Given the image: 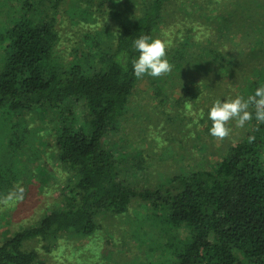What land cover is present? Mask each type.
Here are the masks:
<instances>
[{"label": "trees", "instance_id": "obj_1", "mask_svg": "<svg viewBox=\"0 0 264 264\" xmlns=\"http://www.w3.org/2000/svg\"><path fill=\"white\" fill-rule=\"evenodd\" d=\"M60 1L22 0L0 27V105L53 109L55 157L69 172L61 204L0 241V264H33L38 252L27 241L49 251L60 233L86 236L95 216L122 213L133 200L149 209L136 223L153 219L161 232V262L151 254L145 264H264V123L252 110L244 128L229 123L230 135L214 143L208 119L217 100L246 99L264 85V0H96L115 38L67 64L53 54ZM142 35L165 42L173 65L143 76L156 104L170 105L157 134L178 145L176 169L153 185L139 179L142 150L114 135L140 79L132 60Z\"/></svg>", "mask_w": 264, "mask_h": 264}, {"label": "rangeland", "instance_id": "obj_2", "mask_svg": "<svg viewBox=\"0 0 264 264\" xmlns=\"http://www.w3.org/2000/svg\"><path fill=\"white\" fill-rule=\"evenodd\" d=\"M21 2L0 0V27L7 24L8 12L18 10ZM56 10L59 39L53 54L64 63H83L88 50L96 55L113 42L115 23L96 0H61ZM1 56L0 53V65ZM171 91L173 96L179 92L177 88ZM150 92L148 81L140 78L129 97L130 106L122 116L120 130L114 134L116 139L125 137L142 150L145 172L139 179L143 185L163 181L177 167L178 145L157 134L165 120L163 107L170 105L168 102L157 105ZM75 112L82 116L79 104ZM229 123L233 128L236 125L235 121ZM55 125V111L51 108L13 111L0 105V199L16 185L26 189L23 200L13 201L7 208L0 204L4 208L0 211V241L13 230L34 223L51 206L61 204L60 191L69 172L55 157ZM169 132L168 129L165 134ZM216 140L213 138L214 143ZM148 211L143 202L133 200L122 213L104 212L95 216L97 227L86 236L62 232L49 251L43 250L42 242L36 239L27 241L25 247L37 249L33 264H145L151 254L161 262V232L153 219L136 223Z\"/></svg>", "mask_w": 264, "mask_h": 264}, {"label": "clouds", "instance_id": "obj_3", "mask_svg": "<svg viewBox=\"0 0 264 264\" xmlns=\"http://www.w3.org/2000/svg\"><path fill=\"white\" fill-rule=\"evenodd\" d=\"M133 47L139 53L138 57L132 60L133 72L137 78L145 75L160 77L172 71L173 65L166 58L167 45L162 40L142 35L133 40ZM252 110L255 112L257 123H264V85L256 88L254 94L246 99L237 96L233 99L217 100L208 112V119L212 122L210 135L224 140L230 135L229 122L235 121L237 127L244 128L247 122L253 119ZM248 140L253 142L255 136H249ZM25 193L26 189L22 185H16L0 199V204L7 208L11 202L23 200ZM4 208H0V211Z\"/></svg>", "mask_w": 264, "mask_h": 264}]
</instances>
